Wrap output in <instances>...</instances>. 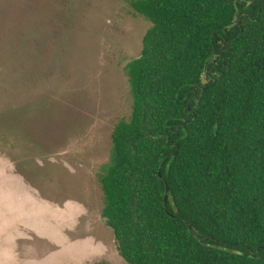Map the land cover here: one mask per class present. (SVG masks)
Instances as JSON below:
<instances>
[{
    "label": "trees",
    "instance_id": "obj_1",
    "mask_svg": "<svg viewBox=\"0 0 264 264\" xmlns=\"http://www.w3.org/2000/svg\"><path fill=\"white\" fill-rule=\"evenodd\" d=\"M130 7L151 26L98 177L119 255L264 264V0Z\"/></svg>",
    "mask_w": 264,
    "mask_h": 264
},
{
    "label": "rangeland",
    "instance_id": "obj_2",
    "mask_svg": "<svg viewBox=\"0 0 264 264\" xmlns=\"http://www.w3.org/2000/svg\"><path fill=\"white\" fill-rule=\"evenodd\" d=\"M132 0H0V264H126L101 168L128 120Z\"/></svg>",
    "mask_w": 264,
    "mask_h": 264
},
{
    "label": "water",
    "instance_id": "obj_3",
    "mask_svg": "<svg viewBox=\"0 0 264 264\" xmlns=\"http://www.w3.org/2000/svg\"><path fill=\"white\" fill-rule=\"evenodd\" d=\"M203 89H204V88H203ZM174 155H175V153L172 154V156H174Z\"/></svg>",
    "mask_w": 264,
    "mask_h": 264
}]
</instances>
